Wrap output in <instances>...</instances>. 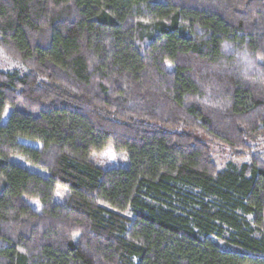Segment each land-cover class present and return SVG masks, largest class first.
<instances>
[{"label":"trees","instance_id":"trees-1","mask_svg":"<svg viewBox=\"0 0 264 264\" xmlns=\"http://www.w3.org/2000/svg\"><path fill=\"white\" fill-rule=\"evenodd\" d=\"M0 52V264H264V0H0Z\"/></svg>","mask_w":264,"mask_h":264},{"label":"rangeland","instance_id":"rangeland-1","mask_svg":"<svg viewBox=\"0 0 264 264\" xmlns=\"http://www.w3.org/2000/svg\"><path fill=\"white\" fill-rule=\"evenodd\" d=\"M16 66L15 63H13L11 60L7 59L1 52H0V68L2 69H12ZM8 110L6 111L5 116L8 114ZM4 116V119H5ZM4 121V120H3ZM21 143L34 147V148H40L41 144L35 141L22 139L20 140ZM258 147V152L261 153V155L264 156V139H258L255 143ZM213 156L214 160L218 166V168H223L225 164L228 162V158L225 157V153L221 152L219 149L213 148ZM91 161H93L97 166L102 168H109V167H125L128 166V158L124 153H116L111 145L107 146L104 150L98 153H92L90 155ZM10 162H13L25 169H27L30 172L40 174L42 176H46V172L27 163L25 160H23L20 157H11L9 158ZM242 162H245V160H236L234 161L235 164L239 165ZM67 190L58 187L56 191L55 199L59 203H64L66 200ZM29 204L36 210L40 211L41 206L39 202L35 200H29ZM217 245L220 247H223V244L221 241L212 239Z\"/></svg>","mask_w":264,"mask_h":264}]
</instances>
